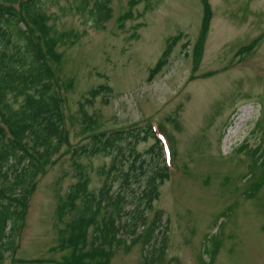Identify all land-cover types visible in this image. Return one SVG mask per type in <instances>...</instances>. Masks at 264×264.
Returning <instances> with one entry per match:
<instances>
[{"label": "rangeland", "instance_id": "rangeland-1", "mask_svg": "<svg viewBox=\"0 0 264 264\" xmlns=\"http://www.w3.org/2000/svg\"><path fill=\"white\" fill-rule=\"evenodd\" d=\"M79 2L46 3L49 24L58 32H87L77 45L60 46L62 63L51 66L65 99L71 148L63 147L40 174L18 250L5 264H68L59 231L84 213L79 204L62 222L56 215L60 197L77 182L72 149L98 132L147 122L167 135L171 179L144 210L140 241L131 245L124 233L111 264H264V0H209L213 19L197 65L202 0H111L104 31L77 14ZM134 2V19L120 27ZM176 36L168 64L152 79L151 69ZM101 85L111 91L86 106L97 121L86 132L80 105ZM153 143L137 150L144 155ZM78 162L90 177V192L97 194L107 179L110 195L122 191L120 173H109L112 156ZM131 184L127 212L137 205L132 195L139 185ZM160 212L163 233L152 229L150 235Z\"/></svg>", "mask_w": 264, "mask_h": 264}, {"label": "trees", "instance_id": "trees-1", "mask_svg": "<svg viewBox=\"0 0 264 264\" xmlns=\"http://www.w3.org/2000/svg\"><path fill=\"white\" fill-rule=\"evenodd\" d=\"M47 1L0 0V264H5L7 255L14 256L18 250L17 242L40 174L63 147L71 148L63 112L65 99L53 81L51 66L62 61L63 55L57 52L60 46L77 45L87 32L54 29L49 24ZM49 1L54 5V0ZM110 3L111 0H80L76 12L95 30L104 31L112 16ZM135 5L136 2L131 5L128 16L120 18V27L134 19ZM202 5L201 34L195 45L196 65L203 56L213 19L209 0H202ZM179 41L176 36L167 44L150 71L152 79L168 64ZM106 90L111 91L108 87ZM102 93L101 89L93 90L86 104L80 105L86 132H92L97 121L85 108ZM21 97L24 100L16 107ZM153 128L147 123L144 127L98 132L89 137L88 143L72 149L77 182L60 197L56 215L62 222L66 215L77 211L79 204L84 213L59 231V249L70 253L64 256L68 264H111L115 246L120 247L126 241L124 233L132 237L131 245L140 241L145 211L153 207L159 199L160 187L171 177L164 148ZM149 140L154 143L143 155L137 148ZM100 154L113 157L109 173L119 172L123 179L122 191L115 195H110L112 183L108 179L97 194L90 192V177L78 162L82 157ZM130 182V186H139L132 195L137 205L127 212L126 190ZM160 221L159 215L149 228L150 235L152 229L159 228Z\"/></svg>", "mask_w": 264, "mask_h": 264}, {"label": "bare ground", "instance_id": "bare-ground-1", "mask_svg": "<svg viewBox=\"0 0 264 264\" xmlns=\"http://www.w3.org/2000/svg\"><path fill=\"white\" fill-rule=\"evenodd\" d=\"M129 14H130V11H127L126 13L123 14V16H128ZM58 49H59V48H58ZM58 49H57V52L60 53V54H62L61 52H59ZM61 63H62V61H61ZM61 63H60V64H61ZM102 88H103V89H102ZM105 88H107L106 85H101V86L98 87V89H99V90L101 89V91H103V92L105 91ZM23 100H24V99L21 97V98L18 100V102L16 103L15 106H16V107H19V106L21 105V103L23 102Z\"/></svg>", "mask_w": 264, "mask_h": 264}]
</instances>
